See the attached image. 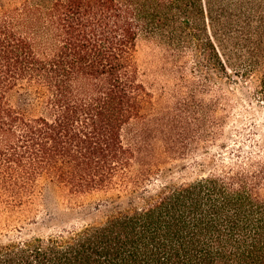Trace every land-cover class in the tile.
I'll return each mask as SVG.
<instances>
[{"label":"trees","instance_id":"1","mask_svg":"<svg viewBox=\"0 0 264 264\" xmlns=\"http://www.w3.org/2000/svg\"><path fill=\"white\" fill-rule=\"evenodd\" d=\"M143 34L176 60L173 100ZM248 96L264 0H0V264H264V147L226 131Z\"/></svg>","mask_w":264,"mask_h":264},{"label":"rangeland","instance_id":"2","mask_svg":"<svg viewBox=\"0 0 264 264\" xmlns=\"http://www.w3.org/2000/svg\"><path fill=\"white\" fill-rule=\"evenodd\" d=\"M139 60L142 65L144 72V78L148 85L155 89L158 92H162L163 88L167 89L166 98L173 100V94L176 93L178 84L181 82L180 72L176 67V60L167 57V51L165 47L159 44L158 41L153 40L148 35L143 34L140 38L139 43ZM190 58V57H189ZM187 58L188 62L186 63L188 79L197 83L202 84V78L196 76L195 73L191 71L193 66L192 59ZM183 90H187L186 88ZM246 95L250 92L247 89H244ZM220 95L218 88H215L214 93L209 92H200L198 95L200 99L204 101H210L214 96ZM250 102H253L254 105V114L242 115L240 110L242 106L233 110L232 119L226 126L227 133L232 135V138L229 142L230 146H243L247 151H259L260 147H264V102L259 101L255 98L248 96ZM252 98V99H251ZM245 101V103H248ZM248 107V106H247ZM221 112H219L220 114ZM243 118V119H242ZM242 119V120H241ZM134 125V124H133ZM133 125H129L125 128V135L127 138L131 136ZM244 127V128H243ZM244 132L241 136L236 135V133ZM221 140V139H220ZM218 141L221 142V141ZM203 151H201V154ZM213 152L217 155L225 154L228 157L230 156L226 151H223L221 148L215 146ZM227 157V158H228ZM200 160H203V156L199 155ZM102 196L96 194L94 196H88L83 198L87 202L97 201ZM60 198V199H59ZM59 199L61 205L67 206L70 203L71 197L68 194H58L57 198ZM72 201V200H71ZM73 202H78L75 198Z\"/></svg>","mask_w":264,"mask_h":264}]
</instances>
